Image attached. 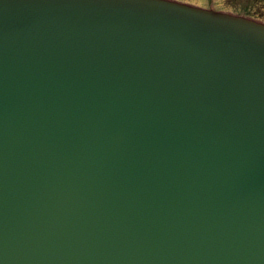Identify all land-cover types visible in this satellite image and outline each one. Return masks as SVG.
<instances>
[{
	"label": "water",
	"instance_id": "95a60500",
	"mask_svg": "<svg viewBox=\"0 0 264 264\" xmlns=\"http://www.w3.org/2000/svg\"><path fill=\"white\" fill-rule=\"evenodd\" d=\"M0 264H264V27L0 0Z\"/></svg>",
	"mask_w": 264,
	"mask_h": 264
},
{
	"label": "rangeland",
	"instance_id": "374dc122",
	"mask_svg": "<svg viewBox=\"0 0 264 264\" xmlns=\"http://www.w3.org/2000/svg\"><path fill=\"white\" fill-rule=\"evenodd\" d=\"M225 1H227V2L231 1V3H235L236 5H240L241 7L246 3V0H225ZM190 2L194 3V4H197L199 6L208 7V4H209L210 0H193V1H190ZM217 5L226 6L227 4L225 2H223V0H218V4Z\"/></svg>",
	"mask_w": 264,
	"mask_h": 264
},
{
	"label": "flooded vegetation",
	"instance_id": "af4514ba",
	"mask_svg": "<svg viewBox=\"0 0 264 264\" xmlns=\"http://www.w3.org/2000/svg\"><path fill=\"white\" fill-rule=\"evenodd\" d=\"M249 11L264 17V10L262 8H253L252 7V8H249Z\"/></svg>",
	"mask_w": 264,
	"mask_h": 264
}]
</instances>
